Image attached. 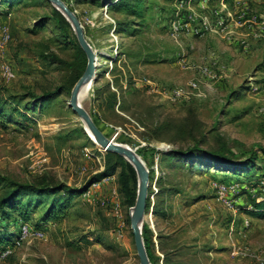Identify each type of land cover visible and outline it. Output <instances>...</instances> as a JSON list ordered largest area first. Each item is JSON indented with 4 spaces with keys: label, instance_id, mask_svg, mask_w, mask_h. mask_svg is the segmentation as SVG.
Here are the masks:
<instances>
[{
    "label": "rangeland",
    "instance_id": "rangeland-1",
    "mask_svg": "<svg viewBox=\"0 0 264 264\" xmlns=\"http://www.w3.org/2000/svg\"><path fill=\"white\" fill-rule=\"evenodd\" d=\"M63 1L83 30L87 28L85 38L98 55L96 80L82 91L80 106L99 119L101 131L114 143L127 145L138 155L146 146L156 150L146 152L147 161L139 156L149 171L150 206L142 227L146 224L152 232L157 263L264 264V217L249 214L254 201L264 198V157L258 150L264 149L259 132L264 122V38L247 51L212 33L209 47L203 43L206 36L174 39L169 25L182 11L177 0H144L142 21L113 12L112 0H100V5ZM209 1L220 7L218 0ZM243 1L264 18V0ZM52 7L43 0L0 3V62L9 63L16 76L0 86V194L10 183L80 189L104 169L106 151L80 133L85 128L67 106L70 96L62 93L44 105L31 98L54 90L67 76L40 53L72 57L50 25L37 26ZM182 16L186 20L185 12ZM119 22H131L127 32L118 31ZM4 31L10 35L6 43L1 42ZM72 37L76 38L74 31ZM207 58H215L224 68L215 82L201 80L197 73ZM199 79L203 97L187 104L153 93L146 82L161 92L191 80L199 84ZM109 91L117 92L113 110L107 109ZM190 117L200 124L203 147L225 143L240 158L256 150L257 170L235 176L164 158L186 144L170 143L167 134L162 141L151 140L153 129L162 124L173 127ZM217 185L232 186L233 191L221 199ZM88 189V196L72 195L62 208L63 193L29 196L20 199L22 207L10 219L0 216V238L10 234L4 247L13 246L23 224L44 231L41 239H28L0 264H139L130 230L131 207L119 194L117 175ZM160 189L170 193L159 195ZM52 206L54 213L45 221Z\"/></svg>",
    "mask_w": 264,
    "mask_h": 264
},
{
    "label": "trees",
    "instance_id": "trees-1",
    "mask_svg": "<svg viewBox=\"0 0 264 264\" xmlns=\"http://www.w3.org/2000/svg\"><path fill=\"white\" fill-rule=\"evenodd\" d=\"M95 5H100V0H84ZM231 1V0H228ZM8 3L9 6H13L15 0H0V3ZM43 2H47L43 0ZM113 4H110L109 8L115 13H123L131 17H138L140 21L143 20L144 15V0H112ZM70 10L73 11L71 7ZM127 23L130 25L131 22H119L117 23V29L119 32H127L125 29ZM45 25H50L52 30L56 35V39H59L63 45L72 53L70 60L61 59L54 53L46 55L44 52L40 53V57L44 60H49L51 64H57L60 70L64 71L67 75L62 80L61 84L54 88L52 91H44L41 96L31 95V98L39 101V104H47L55 100L59 95L65 93L67 96H70L71 90L77 80L83 74L87 59L77 43L76 38L72 37V28L70 23L63 17V15L58 12L55 8H51V11L48 15L42 16L40 21L37 23V26L42 27ZM134 29V28H133ZM85 36L87 38L89 32L87 28L84 29ZM123 79H125L123 77ZM116 85L118 86V80H116ZM117 92L109 91L106 98L107 109L113 110L114 105L117 102ZM0 111H2V105H0ZM16 113V111H14ZM19 117H26L24 114L17 112ZM92 120L96 126L100 129L99 119L92 116ZM199 126L194 118H185L181 120L177 125L171 126L169 124H162L153 129V137L151 140L162 141V135L167 134L170 136L169 142H180L185 143V146L178 147L175 150H172L164 158L168 160H181L184 161L186 165H202L215 168L217 171L229 172L235 176L246 175L252 173L256 168V162L258 161V152L256 150L252 151L249 154L237 156L230 148L226 146L225 143H221L218 147L215 148H205L203 147L204 136L200 135ZM101 130V129H100ZM87 139V135L82 128L79 129ZM259 132L264 136V122H261L259 127ZM172 133L171 135H169ZM201 136V138L199 137ZM150 140V139H149ZM261 151L262 156L264 157V149H258ZM156 152L154 148L149 146L144 147L139 155L147 161L146 152ZM172 162H168L169 167ZM257 170V169H256ZM260 171V169H258ZM262 177L264 178V168L262 170ZM117 175L118 191L122 196L123 203L134 207L137 196V176L133 167L122 157L117 154L106 152L105 154V165L104 169L89 178L86 184L80 189H69L66 186L59 184L58 186L51 188L47 185H32V184H18L10 183L8 187L5 188L4 193L0 194V216L10 219V216L15 211H19L22 207L20 199L37 196V195H49L63 193V196L60 197L62 205L59 208L64 207L68 203L69 197L72 195L81 196L85 194L93 184L101 182L103 179ZM163 192L170 193V190H161L159 195H162ZM68 196V198H65ZM196 199V198H195ZM202 200V199H198ZM197 202V201H196ZM254 211L249 212L253 217L259 218L264 217V198L259 202L254 201ZM149 200L147 199L146 213L149 211ZM54 206L48 209L45 215V221L51 219V215L54 213ZM155 213L160 214L161 210L155 208ZM8 221V220H7ZM0 238V251L7 245L8 237L10 234ZM152 232L149 227L144 224L142 227V238L146 248V252L151 264H158L156 261V256L152 253Z\"/></svg>",
    "mask_w": 264,
    "mask_h": 264
},
{
    "label": "built area",
    "instance_id": "built-area-1",
    "mask_svg": "<svg viewBox=\"0 0 264 264\" xmlns=\"http://www.w3.org/2000/svg\"><path fill=\"white\" fill-rule=\"evenodd\" d=\"M218 3L219 8L211 6L209 0H177V8L182 11L169 25L170 37L179 39L184 35L185 37L200 39L212 33L220 36L229 44H237L243 47V51H247L250 48V39L259 40L264 38V18L261 15H257L246 2L234 0L230 4L227 1L218 0ZM184 12L186 13V20L182 18ZM9 39L10 35L4 31L1 42L6 43ZM215 60V58L204 59V62L197 67V73L201 80L213 82L221 77L218 72H224V68ZM15 77V71L12 66L4 61L0 62V86L9 84ZM200 79L199 84L191 80L172 90H161V92L155 89L149 81L146 82L150 85L149 88L153 93H162L168 96L173 103L187 104L194 98L203 97L202 94H199ZM257 87H253V90L256 91ZM262 90H264L263 87ZM232 189V186H216L217 193L221 199H224L230 191H233ZM112 193L116 196L115 190ZM89 194L88 190L83 196H88ZM43 236L44 231L42 229H32L27 224L21 225L13 246L11 248L9 246L4 247L0 251V259L6 257L12 250L19 248L28 239H41Z\"/></svg>",
    "mask_w": 264,
    "mask_h": 264
},
{
    "label": "water",
    "instance_id": "water-1",
    "mask_svg": "<svg viewBox=\"0 0 264 264\" xmlns=\"http://www.w3.org/2000/svg\"><path fill=\"white\" fill-rule=\"evenodd\" d=\"M47 1L52 4V6L70 23L76 36L77 43L84 52L87 59L86 68L81 77L74 84L70 93L69 101L67 102V106L87 125L88 130L94 137L93 143L100 146L106 152L119 155L125 159L135 170L137 176V196L135 205L130 210V230L139 264H151L142 238V224L144 217L146 216L145 212L149 185L148 168L146 167L142 158L132 148L127 145L117 144L109 140L96 126L88 112L80 106L79 97L82 88L86 85L93 84L96 80L97 68L99 67L98 55L86 40L84 30L79 19L74 14V12L70 10L68 5H66L63 0Z\"/></svg>",
    "mask_w": 264,
    "mask_h": 264
},
{
    "label": "crops",
    "instance_id": "crops-1",
    "mask_svg": "<svg viewBox=\"0 0 264 264\" xmlns=\"http://www.w3.org/2000/svg\"><path fill=\"white\" fill-rule=\"evenodd\" d=\"M234 0H232V1H228L227 0V2H229V3H232ZM209 7H210V5H208ZM224 43H226V44H228V45H232L233 47H236V46H238L237 44H229L228 42H226V41H223ZM249 47H250V49H253L255 46H256V43L258 42V40H252V39H250L249 40ZM203 43L205 44L204 46H206V47H209V46H211V45H213V38L212 37H209V34H207L206 35V38L205 39H203ZM235 49V48H234ZM213 82H215V81H213ZM221 85V84H220ZM220 85H218V86H220Z\"/></svg>",
    "mask_w": 264,
    "mask_h": 264
},
{
    "label": "bare ground",
    "instance_id": "bare-ground-1",
    "mask_svg": "<svg viewBox=\"0 0 264 264\" xmlns=\"http://www.w3.org/2000/svg\"><path fill=\"white\" fill-rule=\"evenodd\" d=\"M88 86H89V85H86L85 87L82 88V90H81V94H82V91H85L86 89H88ZM83 89H84V90H83ZM81 94H80V95H81ZM81 120H82V119H81ZM82 125L84 126L87 135L89 136V138H90L91 141L93 142V141H94V137L92 136V134H91L90 131L88 130L87 125L84 123L83 120H82Z\"/></svg>",
    "mask_w": 264,
    "mask_h": 264
}]
</instances>
